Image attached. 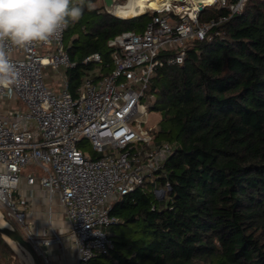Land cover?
<instances>
[{"label": "trees", "instance_id": "trees-1", "mask_svg": "<svg viewBox=\"0 0 264 264\" xmlns=\"http://www.w3.org/2000/svg\"><path fill=\"white\" fill-rule=\"evenodd\" d=\"M93 1L66 31L69 88L97 64L111 73L108 42L142 32L156 14L122 19ZM228 15L215 5L199 21ZM217 31L192 41L183 65L155 71L146 103L161 115L157 140L172 146L156 172L165 195L147 186L113 201V247L91 264H264V0H249ZM96 53L101 63L84 62ZM8 252L0 234L9 261Z\"/></svg>", "mask_w": 264, "mask_h": 264}, {"label": "built area", "instance_id": "built-area-1", "mask_svg": "<svg viewBox=\"0 0 264 264\" xmlns=\"http://www.w3.org/2000/svg\"><path fill=\"white\" fill-rule=\"evenodd\" d=\"M203 2L165 0L159 8L137 2L138 9L156 14L142 32H123L108 42L113 70L87 75L76 95L67 78L59 92L45 82L47 67L75 66L65 45L68 27L49 43L8 46L19 78L11 95L0 90V203L7 218L25 227L43 264H50L45 247L62 244V238H43L33 228L27 199L23 194L16 197L22 180L39 183L50 197L57 196L76 264H91L96 256L107 255L113 243L105 228L116 222L110 213L113 201L147 182L159 191L156 172L172 153L169 143L159 142L154 130L144 127L145 100L155 71L183 65L192 41L219 36L212 30L240 14L249 0H216L212 6L227 9L229 15L200 23L201 13L212 7ZM89 61L101 63V56L84 60ZM15 98L21 108L6 113L3 101ZM84 139L91 142L95 157L80 149Z\"/></svg>", "mask_w": 264, "mask_h": 264}, {"label": "clouds", "instance_id": "clouds-1", "mask_svg": "<svg viewBox=\"0 0 264 264\" xmlns=\"http://www.w3.org/2000/svg\"><path fill=\"white\" fill-rule=\"evenodd\" d=\"M84 3L85 0H0V90L11 95L19 78L8 46L49 43L70 22L81 19Z\"/></svg>", "mask_w": 264, "mask_h": 264}, {"label": "crops", "instance_id": "crops-1", "mask_svg": "<svg viewBox=\"0 0 264 264\" xmlns=\"http://www.w3.org/2000/svg\"><path fill=\"white\" fill-rule=\"evenodd\" d=\"M135 9H138L136 4ZM140 12L137 11L131 14L135 15ZM3 102L6 113H9L11 107L21 108V105L6 107L4 106L6 100ZM19 189L28 201V219L37 222L41 237L54 239L59 236L62 238V244H52L44 249L50 260V264H76L77 253L67 242V218L64 214L63 207L58 202L57 196L50 197L49 193L39 183L28 185L25 179L22 180Z\"/></svg>", "mask_w": 264, "mask_h": 264}, {"label": "rangeland", "instance_id": "rangeland-1", "mask_svg": "<svg viewBox=\"0 0 264 264\" xmlns=\"http://www.w3.org/2000/svg\"><path fill=\"white\" fill-rule=\"evenodd\" d=\"M146 1H147V3L149 5H151L150 4L151 0H146ZM132 2H133V0H117L116 4L114 6V12L116 13L115 16H118V17H120L122 19H132V18H134V17H124V15H122L127 10L123 6H126V8H130V5L132 4ZM117 4L118 5H122L119 13H117V10H118V5ZM92 6L93 7H103L104 10L106 11L104 0H94L93 3H92ZM132 14H129V15H132ZM66 44H67V42H66V39H65V45ZM111 69H113L112 61H111ZM45 70H46L45 72H47V74H45V82L49 83L48 86L50 88H52L53 90H55L56 92L61 91L64 88V82H65L67 69H65L64 67H61V68H59L57 70V69H54L53 67L50 66V67H47ZM103 71H104L103 65L97 64L95 66V68L90 71L91 73H89V74L93 75V76H97L100 72L102 73ZM80 85H79V87H80ZM79 87L77 86L74 89L72 87V88H69V90H70V92L73 95H76L78 93ZM147 94H148V92H147ZM147 98L149 99L148 101L154 99L153 97H149V95H148ZM146 101L147 100H145V103H146ZM13 105L20 106L21 105L20 100L15 98L14 101L13 100H9V101H6L5 104H4V106H6V107L7 106H13ZM147 110H148V113L144 117V119H145L144 127L151 128L154 131H159V127H160L159 123H160V119H161L160 113L156 112V111H150L149 108H148V105H147ZM79 147L85 154H88L92 158L96 156V154L93 152L92 144H91V142L88 139H84L79 144ZM27 171H28V169H27ZM146 185H148V187H152L151 182H147ZM145 187H147V186H145ZM21 194H22V191H20V189H19L18 195H16V197H18ZM156 194L158 195V197L163 198L164 195H165V192L162 189H160L159 191L156 192ZM0 213L3 215L4 218H7L6 209L1 203H0ZM7 220L11 224H13L15 226V228L18 229L27 239L28 234H27V231L25 230L24 226L18 225L14 220H12L10 218H7ZM29 222L32 224L33 228L39 229L37 227V222H35V220L34 221H32V220L30 221L29 220ZM115 231H116V227L105 228V232L108 233L109 235L113 234ZM13 251L14 252L12 254L10 252H8V256L10 258L9 261H8V257L4 258L3 255L0 254V264H32V260L28 259L29 255L26 254L23 250L21 252H18V251H16L13 248Z\"/></svg>", "mask_w": 264, "mask_h": 264}, {"label": "water", "instance_id": "water-1", "mask_svg": "<svg viewBox=\"0 0 264 264\" xmlns=\"http://www.w3.org/2000/svg\"><path fill=\"white\" fill-rule=\"evenodd\" d=\"M105 9L106 11L111 14L115 15L114 6L116 4V0H104ZM3 216V215H2ZM4 218V217H3ZM7 224L0 222V234L6 240L8 238L11 240L15 245L20 247L24 250L31 258L33 264H43L42 259L39 253L35 250L32 243L26 239L22 233L15 228L13 224H11L7 218H4Z\"/></svg>", "mask_w": 264, "mask_h": 264}, {"label": "bare ground", "instance_id": "bare-ground-1", "mask_svg": "<svg viewBox=\"0 0 264 264\" xmlns=\"http://www.w3.org/2000/svg\"><path fill=\"white\" fill-rule=\"evenodd\" d=\"M165 0H151L150 1V7H157V8H159L161 5H162V3L164 2ZM140 3L141 4V6H143V7H146V5H148V3H147V1L146 0H134L133 2H132V4L130 5V8H126V6H124L125 7V9H127L125 12H124V14H122V15H124V17H134V16H136V15H140V14H143L145 11L144 10H138V9H135V4L136 3ZM216 2V0H204V2L203 3H205V5H207V6H212V5H214V3ZM120 9H121V5L120 6H118V10H117V13H119L120 12ZM137 11H141L139 14H135V15H129V14H131V13H133V12H137ZM121 15V16H122ZM0 222L1 223H4V224H7V222L5 221V219L3 218V216H2V214L0 213ZM6 241L10 244V246L11 247H13L16 251H18V252H21L22 251V249L20 248V247H18L17 245H15V243H13L11 240H9L8 238H6ZM24 251V250H23ZM25 252V251H24ZM26 253V252H25ZM27 254V253H26ZM29 258V260H31V258H30V256H28ZM33 264V263H32Z\"/></svg>", "mask_w": 264, "mask_h": 264}]
</instances>
